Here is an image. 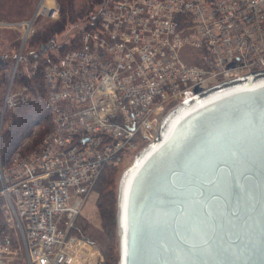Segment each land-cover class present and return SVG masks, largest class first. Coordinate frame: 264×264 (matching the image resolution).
Listing matches in <instances>:
<instances>
[{
  "label": "built area",
  "instance_id": "built-area-1",
  "mask_svg": "<svg viewBox=\"0 0 264 264\" xmlns=\"http://www.w3.org/2000/svg\"><path fill=\"white\" fill-rule=\"evenodd\" d=\"M96 8L78 46L43 67L50 127L38 148L13 152L7 164L0 154L4 215L25 264L97 263L95 244L72 228L101 171L151 141L177 103L264 68V0H103ZM38 11L58 13L44 2ZM32 20L22 22L24 38ZM194 52L200 61H186ZM28 98L26 87L9 88L1 114ZM9 242L0 244V264Z\"/></svg>",
  "mask_w": 264,
  "mask_h": 264
},
{
  "label": "water",
  "instance_id": "water-1",
  "mask_svg": "<svg viewBox=\"0 0 264 264\" xmlns=\"http://www.w3.org/2000/svg\"><path fill=\"white\" fill-rule=\"evenodd\" d=\"M115 220L118 264H264V68L162 116L119 176Z\"/></svg>",
  "mask_w": 264,
  "mask_h": 264
},
{
  "label": "rangeland",
  "instance_id": "rangeland-1",
  "mask_svg": "<svg viewBox=\"0 0 264 264\" xmlns=\"http://www.w3.org/2000/svg\"><path fill=\"white\" fill-rule=\"evenodd\" d=\"M65 1L67 10L70 9L80 18L67 19L61 24L58 22L63 19L58 10V0H0V154L4 164L9 161L8 156L17 150L27 153L38 148L41 136L50 127L48 113L44 108L47 87L42 76L43 67L48 58H56L63 53L61 50L73 48L69 44L79 36V31L86 28L98 10L96 4L92 11L85 15V11L92 4L91 1ZM41 2L57 8L56 17L51 18L39 12ZM30 18L33 20L24 38L27 29L22 22L29 21ZM48 36H53L54 44L41 49L39 44ZM62 44L65 46H61ZM191 56L186 61H200L199 52H194ZM23 87H26L29 96L26 103L1 114L7 90ZM35 87L38 94L33 91ZM11 137L15 139L14 144L9 142ZM147 142L149 140L138 142L119 164L101 171L84 198L80 212L75 216L76 233L80 232L91 240L96 251L100 252L95 264H118L115 220L118 179L124 168L130 164L135 154L132 152L139 150ZM6 150H9L7 156ZM5 202V198L0 194V244L5 239L9 240L11 250L6 264H25L19 231L12 220L4 215Z\"/></svg>",
  "mask_w": 264,
  "mask_h": 264
},
{
  "label": "trees",
  "instance_id": "trees-1",
  "mask_svg": "<svg viewBox=\"0 0 264 264\" xmlns=\"http://www.w3.org/2000/svg\"><path fill=\"white\" fill-rule=\"evenodd\" d=\"M59 1V3H58V10H59V12H60V15L62 16V20H60V21H58V22H60L61 24H62V22H65L67 19H69V20H73V19H75V18H77L78 17V15L76 16V15H74L72 12H71V10L70 9H68L67 10V8H66V1L65 0H58ZM89 1H91V5L89 6V8L87 9V11H85V15L86 14H88L90 11H92V9H93V7L96 5V4H100L103 0H89ZM83 14V15H84ZM78 18H80V17H78ZM77 18V19H78ZM61 27V26H60ZM73 42H71V44H69L70 46H73V47H76V46H78V44H79V36H77V37H75V39H73L72 40ZM78 43V44H77ZM52 44H54V38H53V36H48V37H46L44 40H42L41 41V43L39 44V46H40V48L41 49H46L48 46H50V45H52ZM61 46H65V44L63 45H61ZM60 46V47H61ZM72 48V47H71ZM68 49H70V48H68ZM68 49H65V50H61L62 52H64V51H66V50H68ZM61 52V53H62ZM51 56V55H50ZM45 61V60H44ZM33 91L36 93V94H38V90L36 89V87L35 88H33ZM48 116V115H47ZM24 128H26V125H24ZM23 131V130H22ZM18 132V131H17ZM14 138L13 137H11L10 139H9V142H11V144H14L15 142H14ZM8 151L9 150H6L5 152H6V155L5 156H7V153H8ZM10 158V156H8V159ZM1 222H2V220H1V217H0V224H1ZM77 228H76V226H73V228H72V232L73 233H75L76 235H80V237H84V239L86 238L85 236H83V234H81L80 232H77L76 233V230Z\"/></svg>",
  "mask_w": 264,
  "mask_h": 264
},
{
  "label": "bare ground",
  "instance_id": "bare-ground-1",
  "mask_svg": "<svg viewBox=\"0 0 264 264\" xmlns=\"http://www.w3.org/2000/svg\"><path fill=\"white\" fill-rule=\"evenodd\" d=\"M28 23H30V21H28ZM26 33H27V32H26ZM26 33H25V34H26Z\"/></svg>",
  "mask_w": 264,
  "mask_h": 264
}]
</instances>
